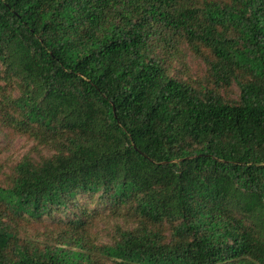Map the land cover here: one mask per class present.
Returning <instances> with one entry per match:
<instances>
[{"label":"trees","instance_id":"trees-1","mask_svg":"<svg viewBox=\"0 0 264 264\" xmlns=\"http://www.w3.org/2000/svg\"><path fill=\"white\" fill-rule=\"evenodd\" d=\"M0 126V264H264V0H0Z\"/></svg>","mask_w":264,"mask_h":264},{"label":"rangeland","instance_id":"rangeland-1","mask_svg":"<svg viewBox=\"0 0 264 264\" xmlns=\"http://www.w3.org/2000/svg\"><path fill=\"white\" fill-rule=\"evenodd\" d=\"M185 60L187 61L190 75H192L194 79L201 78L204 73L203 64L198 59L193 58L191 54H188ZM180 68L181 67L177 65V69L179 70ZM184 76H186V74ZM234 93L235 89L230 92L231 95ZM34 147L35 142L0 126V170L3 172L9 171L10 168L26 154H30V156L34 157L36 154ZM122 223L123 222L118 219L113 220L105 218L99 220L96 230L101 240L109 241L114 236L116 227L118 225H123ZM37 227H39V225H35L31 232H34Z\"/></svg>","mask_w":264,"mask_h":264}]
</instances>
